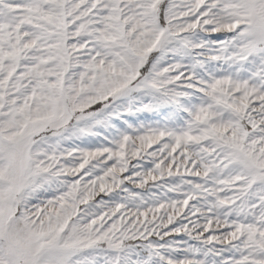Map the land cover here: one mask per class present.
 Returning a JSON list of instances; mask_svg holds the SVG:
<instances>
[{
    "label": "snow or ice",
    "instance_id": "6c2138e0",
    "mask_svg": "<svg viewBox=\"0 0 264 264\" xmlns=\"http://www.w3.org/2000/svg\"><path fill=\"white\" fill-rule=\"evenodd\" d=\"M0 264H264V0H0Z\"/></svg>",
    "mask_w": 264,
    "mask_h": 264
}]
</instances>
